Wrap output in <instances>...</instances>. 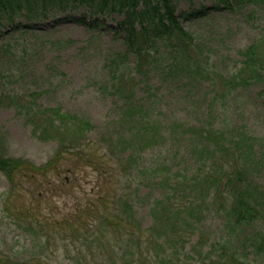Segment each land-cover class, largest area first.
<instances>
[{
  "label": "rangeland",
  "instance_id": "1",
  "mask_svg": "<svg viewBox=\"0 0 264 264\" xmlns=\"http://www.w3.org/2000/svg\"><path fill=\"white\" fill-rule=\"evenodd\" d=\"M202 5L207 7L203 14L186 16L202 9ZM176 12L183 27L193 35L195 47L190 53L197 55L212 71L206 78L201 75L202 70L175 68L165 44H160L154 52L155 62L146 85L134 71L135 54L128 52L125 58L117 57L127 51L118 28L123 18L120 12L95 14L88 6L78 5L31 20L21 14L12 20L3 19L0 24V101L4 102L0 103V153L26 157L37 164H45L55 155L58 139H40L34 135L26 114L10 105L11 96L21 94L33 99L31 94L35 93L33 100L40 106H59L62 111L89 118L94 124L89 137L97 142L94 151L102 158L104 154L112 155L114 163L110 165L106 161L113 167L111 174L105 171L106 164L86 165L71 173L62 171L59 178H66L68 187H65L69 191L61 196L47 191L51 185H39L37 179L28 182L22 177H19L21 185L12 190L11 181L0 170V256L26 264H97L90 256L89 262L78 259L77 253L88 247L82 238L70 236L69 231L58 233L56 229L60 226L45 230L44 225L55 218L69 217V209L83 206L88 200L102 205L98 196L108 186L117 196L131 194L133 223L149 228L154 222L151 208L165 194L163 187L147 179L150 168L165 165L190 172L199 164L197 146L204 142L186 133L182 125L211 127L227 134H248L253 144L249 168L254 179L264 186V99L260 95L264 74L248 85L234 88L218 77L234 76L243 64L242 51L263 38L264 0L234 2L231 7L216 0H177ZM124 71L136 76L137 94L149 95V86L154 94L155 104H145L146 119L132 127L118 124L122 99L110 89L114 72L122 75ZM134 131L137 139L133 142L113 146L108 141L111 135H119L124 141L122 137L132 136ZM47 178L57 179L54 172ZM24 205L32 212L37 210L36 215L27 217L16 211ZM122 205L121 198L113 202V207L122 209ZM82 215L86 225L93 223L92 216ZM198 216L196 229L185 247L180 248L184 264L198 258L193 250L200 234L208 243H214L230 232L227 209L211 198L202 204ZM263 228L264 221L260 219L244 231L251 233ZM113 247L120 251L121 242L116 241ZM261 254H250L252 264H264V253ZM147 259L143 256L134 264H145Z\"/></svg>",
  "mask_w": 264,
  "mask_h": 264
},
{
  "label": "trees",
  "instance_id": "2",
  "mask_svg": "<svg viewBox=\"0 0 264 264\" xmlns=\"http://www.w3.org/2000/svg\"><path fill=\"white\" fill-rule=\"evenodd\" d=\"M176 1L0 0V24L3 19L12 20L18 14L31 20L47 16L52 11H67L78 5L88 6L95 14L120 12L123 18L118 28L122 32L127 51L117 54V57L125 58L128 52L135 54L134 71L140 74V80L146 85L149 84L147 78L151 65L155 62L154 52L160 44H165L167 53L174 60L175 68L187 71L202 70L201 75L206 78L212 71L197 55L190 53L195 47L193 35L183 27L176 12ZM216 1L231 7L234 2L239 4L247 0ZM206 10L207 7L202 5V9L194 10L186 16L195 17ZM70 18L83 21L75 16ZM242 53L243 64L234 76L228 79L218 75L227 81L225 85L230 84L232 88L248 85L251 80L259 79L264 74V36L246 47ZM113 61L115 60L112 59V66ZM116 73L114 72L112 83L110 82V89L111 93L119 95L123 104L117 122L120 127H132L146 119L145 104H155L154 94L151 92V86L149 95L137 94L138 81L133 72L124 71L122 75ZM20 95L11 96L13 103L10 105L18 107L26 114L27 120L33 126L34 135L40 139H58L59 144L53 158L45 164H37L26 157L0 153V170L11 181L12 190L21 185L19 177H22L28 182L37 179L39 185H51L47 191H54L55 195L58 193L61 196L66 190L69 191V188L65 187H68L66 178H59L62 171L71 173L86 165L99 167L100 164H106L105 171L112 173L113 167L110 168L106 161L112 165L113 156L104 154L102 158L94 151L97 142L89 137V132L94 127L89 118L62 111L59 106H40L34 102L35 93L31 94L34 100ZM260 95L264 99V88ZM6 99L10 102L8 96ZM0 103L4 102L1 100ZM181 128L191 136L201 138L200 142H204L203 145L197 146L199 164L190 172L183 169L173 170L165 165L150 168V178L147 179L163 187L165 194L156 199L151 208L154 222L149 228L142 227L139 222L133 223L135 217L131 194L122 193L117 196L108 186L104 189V194L98 196L102 205L97 206L93 200H88L83 206L69 209V217L46 221L45 230L60 226L56 229L58 233L69 231L70 236L82 238V243L88 247L79 251L77 257L88 262L90 256L98 261L97 264H134L145 256L150 264H184L180 248L185 247L188 238L196 229L202 204H205L207 198H211L227 209L230 232L228 236L214 243H208L205 236L200 234L193 250L198 258L195 262L187 264H252L251 253H264V228L251 233L244 231L258 220L264 221V186L254 179L249 168L252 139L245 133L227 134L211 127L182 125ZM139 131L143 132V129ZM136 136L137 131H134L132 136H121L124 139L122 141L119 135H111L108 141L115 146L114 144L133 142L137 139ZM52 172L57 179L47 178ZM41 177L47 180H40ZM56 182L60 184L57 185ZM142 183H145V180H142ZM32 186L35 188L36 185ZM8 196L11 197V193ZM120 198L122 209L113 207V202L116 203ZM8 201L9 199H6V206L9 207ZM25 205L16 211L27 217H34L37 210L32 212L31 208ZM82 214L92 216L93 223L86 225ZM96 220H99L98 224L95 223ZM116 241L121 242L120 251L113 247ZM148 259L145 264H149ZM0 264L26 263L0 256Z\"/></svg>",
  "mask_w": 264,
  "mask_h": 264
}]
</instances>
